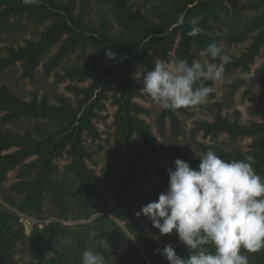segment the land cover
<instances>
[{
  "label": "trees",
  "instance_id": "obj_1",
  "mask_svg": "<svg viewBox=\"0 0 264 264\" xmlns=\"http://www.w3.org/2000/svg\"><path fill=\"white\" fill-rule=\"evenodd\" d=\"M100 1L112 9V20L101 16L98 22L92 21L85 0H39L36 5H26L23 0H0V38L15 16L27 17L37 23L49 22L37 39H24L23 44L6 48L5 54L0 55V76L20 63L22 76L32 77L36 67L60 39L62 42L57 50L44 63L47 72L78 48L89 47L99 55L96 61L74 63L65 69L64 75L69 79L88 81L85 86H68L75 95L74 101L63 94L57 96L56 101H50L46 94L39 96L36 92L24 99L8 84L0 83V185L11 170L19 167L20 178L11 184V189L22 196L21 201L11 203L19 211L29 209L41 213L44 201L49 199L57 207V216L63 219L76 209L82 211L83 217H89L96 204L101 211L119 220L130 217L125 228L139 245L133 247V255L131 251L127 252L125 263L146 264L145 256L151 264H169L159 252L166 244H171L181 258L189 255L175 230L172 234L157 235L164 242L160 244L153 231L142 223L146 217L132 214L131 203L140 189L142 178L147 176L143 161L151 157L146 149L137 145L138 140L160 154L155 134L140 117L145 109L134 99L138 89L131 78L132 71L138 65L151 70L155 61L153 52L167 56L176 41L174 60L186 58L189 63L198 60L196 50L201 51L213 42L220 45L219 38L209 31L220 11L226 8V2L234 0H155L156 3L145 11L140 9L137 0ZM249 3L258 12L241 23L240 30L225 35V39L229 43H238L250 35L251 41L241 54L230 55V62L224 65L225 71L248 69L264 45V0ZM194 17L201 18L200 32L189 36L192 28L189 21ZM108 50L116 53L115 59L107 58ZM261 69L264 71V64ZM205 84L210 87L211 80ZM240 85L260 88L264 92V77L239 78L233 83L234 88ZM113 86L115 90L109 95ZM107 98L116 106L113 124L117 144L109 150L105 173L110 174L116 166L120 167L112 201L105 196L94 170L87 163L92 159V152L84 137V133L93 139L96 137L93 120L105 107ZM181 109H160L157 126L162 134L166 122L176 137L184 133L178 117ZM252 113L258 119L242 123L237 117L230 119L218 110L211 120H197L193 129L211 138L221 133H226L233 141L250 137L252 140L247 149L224 147L220 143L201 144V154L194 156L188 148L173 145L170 148L172 156L196 169L199 157L208 150H213L225 161L242 160L251 154L255 157V172L264 177V109H254ZM41 120L53 126L44 128L38 123ZM27 121H35L37 125L25 126ZM13 124L23 128H13ZM64 154L69 161L64 166L63 177H60L55 161ZM156 175L160 181L152 189L148 202L158 200L159 194L168 187L167 170L156 169ZM104 219L113 223L107 216L96 219L97 225L87 227L84 235L81 233L68 240L67 251H59V246L65 244L66 234L70 236L59 221L41 229L35 228L26 235L23 227L17 224V214L0 204V264H17L18 242L26 243L29 252L22 264H66L77 249L83 253L89 247L103 254L107 264H112V251L120 246L122 238L129 241V237L122 231L120 237L108 234ZM92 231L97 233L95 238L89 235ZM104 241H107L106 245ZM241 252L248 255L249 264H264V249L256 253L241 249Z\"/></svg>",
  "mask_w": 264,
  "mask_h": 264
},
{
  "label": "rangeland",
  "instance_id": "obj_2",
  "mask_svg": "<svg viewBox=\"0 0 264 264\" xmlns=\"http://www.w3.org/2000/svg\"><path fill=\"white\" fill-rule=\"evenodd\" d=\"M251 0H234L233 2H226V8L220 11L219 18L214 20L212 30L209 31L211 35L219 38V43L223 50V55H239L246 50L251 39L248 35L241 42L229 43L225 39V35L234 33L241 28V23L247 22L248 19L258 12L250 5ZM87 3L86 9L88 10V17L95 22H98L101 16L109 17L112 20V9L110 6L100 0H85ZM140 5V9L145 11L150 9L151 6L156 3L155 0H137ZM48 21L43 23H37L27 17L15 16L11 19L9 29L6 30L0 38V55H4L8 46H18L23 44L24 39H37L39 33L45 29L48 25ZM62 39L58 40L52 48L48 51L47 55L42 59L40 64L36 67L34 75L32 77L22 76V66L17 63L11 69L6 71L0 76V83L4 82L12 87L17 93H19L24 99H28L33 92H36L39 96L46 94L50 101H56L57 96L63 94L70 97L72 101L75 100L74 93L68 89L70 85L85 86L88 81L77 82L76 80L66 77L65 69L74 63H85L98 59V54L93 49L78 48L74 50L67 57H64L61 62L55 66L51 72H47L44 63L49 61V58L55 53ZM177 41L167 56L161 55L159 52L154 51L153 56L155 59H164L165 61H174ZM198 60L207 59L200 57V50H196ZM221 63V62H220ZM264 64V45L260 48L259 54L256 56L255 61L246 70L234 69L232 71H225L224 76L219 81H212L210 87L212 92L207 98L204 105L198 107L182 108L178 112L180 125L183 128L184 133L176 137L170 129V125L166 122L164 134H162L157 126V115L161 109L160 106L154 104L152 100L140 91L142 84L136 82L138 94L135 95V101L138 102L145 109L140 114L152 129L158 142L160 154H156L151 148L142 144L141 140H138L137 145L146 149L150 154V159L143 161L146 166L147 176L141 180L139 191L135 194L134 201L131 203L132 214H135L145 206L148 202V198L152 189L156 183L160 181V177L156 175V169H168L174 168V160L177 157L172 156L170 148L174 145L180 148H188L190 152L196 156L201 154V144L220 143L224 147H239L241 149H247L252 140L250 137L238 138L235 141L230 140L226 133L219 134L216 138L209 136H203L202 132H195V122L200 119H213L215 112L220 110L222 115L233 119L237 117L240 122L248 123L252 120H257L258 117L252 113L254 109H264V92L260 88H247L245 85H240L237 88L233 87V83L239 78L246 77H264V71L261 69ZM136 67L132 71H136ZM115 90L113 86L109 95ZM105 107L98 111V117L93 122L97 129V135L93 139L84 133L85 144L92 152V159L88 160V165L91 167L97 177V183L104 190L105 196L109 201L115 196L116 183L118 182L120 175V167L116 166L110 174L105 173V166L109 156V150L114 147L116 143L115 137V125L113 124L114 114L116 112V106L111 103V99L104 100ZM25 126L34 127L37 125L35 121L24 122ZM44 128H51L53 124L46 121L38 122ZM11 127L16 129H22L23 126L13 124ZM12 150L14 148H11ZM69 161L67 155H63L58 158L55 163L58 166V172L60 177H63L64 166ZM19 167L11 170L5 182L0 185V204L5 206L17 214V224L23 227L26 235L35 228L41 229L48 226L53 221H59L60 226L65 228V231L70 234H66L67 239L65 244H61L58 250L67 251V244L72 236L84 235L87 227L97 225L96 219H101L102 216L109 217L112 221L104 219V224L107 227L108 234L120 237V231L125 232L129 241L125 238L121 239V244L112 251L110 260L112 264H126L125 258L128 251H131L133 255V247L138 246L134 237L125 228V225L131 220L130 217H126L125 220H119L112 214L105 211H101L99 204L95 205V211L91 212L89 217H83V213L80 209H76L73 213L69 214L67 219H63L57 216V207L49 200L44 201L43 212L37 213L34 210L29 209L26 212L19 211L11 206L13 201H21L22 196L17 195L12 189L13 184L20 177L18 174ZM103 221V220H102ZM142 223L149 227L153 231V235L158 243H164L159 238V230L154 228L151 222L147 218L142 219ZM167 245V244H166ZM29 257L28 247L24 242H18L15 259L17 264H22ZM146 264H151L149 259L143 256ZM82 253L78 249L76 254L72 255L66 264H81Z\"/></svg>",
  "mask_w": 264,
  "mask_h": 264
},
{
  "label": "clouds",
  "instance_id": "obj_3",
  "mask_svg": "<svg viewBox=\"0 0 264 264\" xmlns=\"http://www.w3.org/2000/svg\"><path fill=\"white\" fill-rule=\"evenodd\" d=\"M36 5L39 0H23ZM200 17L192 18L189 36L199 34ZM213 42L200 51L204 60L177 58L168 62L155 59L149 70L137 66L132 79L142 84L140 91L166 110L198 107L206 103L212 88L205 82L223 78L230 57ZM109 59L116 53L106 52ZM219 60L221 63L212 61ZM196 169L182 159L168 168L166 191L136 213L143 215L161 235L175 230L189 250L187 258L177 255L171 244L159 250L169 264H249L248 253L264 249V177L255 172V157L225 161L213 150L199 157ZM95 238L97 233H89ZM105 245L107 241H104ZM211 248V250H210ZM81 264H107L106 257L93 247L82 253Z\"/></svg>",
  "mask_w": 264,
  "mask_h": 264
}]
</instances>
